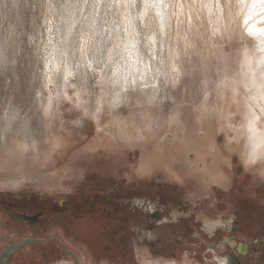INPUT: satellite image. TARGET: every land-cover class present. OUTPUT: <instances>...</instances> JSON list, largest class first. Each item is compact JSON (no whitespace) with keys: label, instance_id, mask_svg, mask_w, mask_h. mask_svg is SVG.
Wrapping results in <instances>:
<instances>
[{"label":"rangeland","instance_id":"1","mask_svg":"<svg viewBox=\"0 0 264 264\" xmlns=\"http://www.w3.org/2000/svg\"><path fill=\"white\" fill-rule=\"evenodd\" d=\"M240 1L0 0V253L9 243L44 239L14 252L8 264H78L67 249L79 264H218L240 243L250 245L243 262L264 264V177L257 165L247 167L231 152L230 181L204 188L197 174L184 178L188 167L173 170L164 156L172 143L165 138L178 133L181 120L201 133L212 131L216 111L235 113L236 125L243 121L236 107L246 101L244 66L262 52L249 28L256 18L264 31V2L248 22ZM137 54L151 66L148 74L135 64ZM137 71L150 76L152 96L129 86L115 108L113 77ZM216 119L215 144L226 158L227 136L235 132ZM146 120L171 128L149 134ZM21 154L26 168L17 164ZM34 173L40 178L31 179ZM4 211L45 219L17 226ZM199 215L228 225L205 232Z\"/></svg>","mask_w":264,"mask_h":264},{"label":"bare ground","instance_id":"2","mask_svg":"<svg viewBox=\"0 0 264 264\" xmlns=\"http://www.w3.org/2000/svg\"><path fill=\"white\" fill-rule=\"evenodd\" d=\"M167 1V0H166ZM241 2V3H240ZM239 3L242 4L243 2V8L246 9L247 11V15H248V22H251L252 18L251 17H254L255 16V13H256V10H258L257 8V4L259 6V3H262L264 2V0H241ZM64 4V3H63ZM71 4V3H70ZM69 4V5H70ZM72 5V4H71ZM74 5V4H73ZM264 5V3H263ZM158 6V5H157ZM163 6V5H162ZM261 6V5H260ZM259 6V7H260ZM62 7V6H61ZM73 7V6H72ZM71 7V8H72ZM75 8V7H74ZM100 8V7H99ZM159 8V7H158ZM169 8V7H168ZM262 8V9H261ZM260 10H263V7H261ZM144 10V9H143ZM61 11V10H60ZM259 11V10H258ZM62 12V11H61ZM146 12V11H145ZM260 12V11H259ZM264 13V12H263ZM64 14V13H63ZM94 14V13H93ZM140 14V13H139ZM71 15V14H70ZM127 15V14H126ZM164 15V14H163ZM246 15V13H245ZM259 15H262V14H259ZM257 14V17L259 16ZM168 16V15H167ZM264 16V14H263ZM69 17V16H68ZM73 16H71L72 18ZM93 17V16H92ZM144 17V16H143ZM76 18V17H75ZM125 18V17H124ZM141 18V17H140ZM90 19V18H89ZM166 19V18H165ZM168 19V17H167ZM166 19V20H167ZM256 19V18H255ZM255 19H253V23H252V26H250V32L252 34H254L258 40V43H259V47L258 49L261 52V54H258L256 56H254V58L250 59L247 61L246 59V66H244V70L246 69L247 70V74L245 76H242L243 78H247V82L245 83V89H246V96H244V98L246 99L245 103H241L238 101V105L236 107L237 109V113L239 114V116L242 117V122L239 124V125H236V123L233 122V119L235 117H237V115H235V113L233 114V112H229L226 113V111H222V112H216L212 109V111L215 112V114H212L211 116L209 117H212L214 118L215 120H217L216 118H219L222 120L223 124L225 126H227L228 128L230 127L234 132H235V135L234 137L230 138V136H227V139H226V145H227V151H229L228 153V156L229 155H232L230 154L231 152H235V151H238L239 152V156L242 160V162L247 166V167H251L253 165H257V170L260 172V174L264 177V63L262 62V60L260 59L261 57L264 59V31H258L257 30V22L255 21ZM73 20V19H72ZM85 20V19H84ZM87 20V19H86ZM136 20V19H135ZM162 20V19H161ZM159 20V21H161ZM69 21V20H68ZM131 21V19H130ZM90 22V21H89ZM129 22V21H128ZM133 22V21H132ZM264 22V21H263ZM69 23V22H68ZM130 23V22H129ZM164 23V22H163ZM76 24V23H75ZM98 24V23H97ZM134 24V23H133ZM137 24V23H136ZM245 24V23H244ZM248 24V23H246ZM262 24V23H261ZM66 25V24H65ZM146 25V24H145ZM157 25V24H156ZM259 25V24H258ZM264 25V24H262ZM261 25V26H262ZM92 26V25H91ZM130 26V25H129ZM143 26V25H142ZM165 26H166V23H165ZM243 26V25H242ZM248 26V25H247ZM73 27V26H72ZM97 27V26H96ZM95 27V28H96ZM146 27V26H145ZM66 28V27H65ZM79 28V27H78ZM165 28V27H164ZM168 28V27H167ZM72 29V28H71ZM93 29V28H91ZM99 29V27H98ZM73 30V29H72ZM88 30V29H87ZM149 30V29H148ZM57 31V30H56ZM96 31V30H95ZM129 31V30H128ZM144 31V30H143ZM151 31V30H150ZM93 32V31H91ZM113 33V31H111ZM130 32V31H129ZM140 32V31H139ZM65 34V33H64ZM69 34V33H68ZM67 34V35H68ZM79 34V33H78ZM92 34V33H90ZM95 34V33H94ZM94 34H93V39H96L94 38ZM251 34V35H252ZM96 35V34H95ZM104 35V34H103ZM113 35V34H112ZM139 35V34H138ZM107 36V34L105 35V37ZM245 36V35H244ZM96 37V36H95ZM104 37V36H103ZM113 37V36H112ZM120 37V36H119ZM66 38V37H65ZM80 38V37H79ZM109 38V37H108ZM99 39V38H98ZM101 39V38H100ZM127 39V38H126ZM155 39V38H154ZM132 40H136V39H132ZM93 41V40H92ZM105 40H103L104 42ZM123 41V40H122ZM125 42H127L126 40H124ZM129 41V40H128ZM153 41V40H152ZM157 41V40H156ZM165 41V40H164ZM99 42V41H98ZM113 42V41H112ZM130 42V41H129ZM155 42V41H154ZM108 43V42H107ZM123 44V42H121ZM132 43L137 44L138 42L136 41H133ZM246 43V42H245ZM76 44V43H74ZM73 44V45H74ZM100 44L102 45V41H100ZM109 44V43H108ZM121 44V45H122ZM126 44V43H124ZM66 45V44H65ZM92 45H94L92 43ZM97 45V44H96ZM111 45V44H110ZM133 45V44H132ZM138 45V44H137ZM136 45V46H137ZM161 45V44H160ZM250 45V44H249ZM254 45V44H252ZM256 45V44H255ZM68 46V45H67ZM98 46V45H97ZM105 46V45H103ZM126 46H129V45H126ZM139 46V45H138ZM141 46V44H140ZM74 47V46H73ZM132 47V46H131ZM135 47V46H134ZM253 47V46H252ZM72 48V47H71ZM96 48V47H95ZM94 48V49H95ZM99 48H102L103 47H99ZM126 48V47H125ZM129 48V47H128ZM136 48V47H135ZM246 48V47H245ZM255 48V47H254ZM108 49V48H107ZM120 49H121V46H120ZM133 49V47H132ZM137 49V48H136ZM101 50V49H100ZM99 50V52H100ZM104 50V49H103ZM134 50V49H133ZM257 50V49H256ZM71 51V50H70ZM95 51V50H94ZM93 51V53H94ZM102 51V50H101ZM105 51V50H104ZM129 51V50H128ZM243 51V49L241 50ZM97 52V51H96ZM121 52V50H120ZM135 52V51H134ZM139 52V51H138ZM248 52V51H247ZM68 53V52H67ZM71 53V52H70ZM91 53V52H90ZM105 53V52H104ZM123 53V52H122ZM137 52H135L136 54ZM250 53V52H249ZM106 54V53H105ZM120 54V53H119ZM128 55L130 53H127ZM126 54V55H127ZM132 54V53H131ZM141 54V53H139ZM137 54V56L135 57V64L139 63V64H142L141 68L139 70H141L142 72H146L145 74H148L147 71L150 70V65L148 64V62H146L144 59H141V55ZM245 54V52H244ZM73 55V54H72ZM97 55V54H96ZM103 55V54H102ZM160 55V54H159ZM249 55V54H247ZM246 55V56H247ZM252 55V54H250ZM95 56V55H94ZM109 56V54H108ZM143 56V54H142ZM245 56V55H243ZM245 56V57H246ZM105 57V56H103ZM102 57V58H103ZM122 57V56H121ZM120 57V58H121ZM124 57V56H123ZM128 57V56H126ZM161 57V56H160ZM244 57V58H245ZM50 58V57H49ZM76 58V57H75ZM95 58V57H94ZM101 58V57H100ZM99 58V59H100ZM101 58V59H102ZM109 58V57H108ZM131 58V57H129ZM127 58V59H129ZM134 58V57H133ZM132 58V59H133ZM255 58H257V61L255 60ZM98 59V58H97ZM104 59V58H103ZM102 59V60H103ZM107 59V58H105ZM111 59V58H110ZM109 60V59H108ZM107 60V61H108ZM122 60V59H121ZM126 60V59H125ZM131 59H129V62H130ZM162 60V59H161ZM243 60V59H241ZM96 61V60H94ZM117 61V60H116ZM125 62V61H124ZM127 62V60H126ZM133 62V61H131ZM130 62V63H131ZM153 62V61H151ZM165 62V61H164ZM242 62V61H241ZM257 62L259 64V66L257 67ZM101 64V61L99 62ZM94 64V63H93ZM103 64V63H102ZM117 64V63H116ZM134 63L131 65H133L135 68V71L137 70V65H135ZM151 64V63H150ZM155 64V63H154ZM245 64V63H244ZM72 65V64H71ZM239 65V64H238ZM241 65V63H240ZM73 66V65H72ZM114 66V65H113ZM120 66V64L118 65ZM128 66V65H127ZM131 66V67H133ZM150 66V67H149ZM165 66V65H163ZM116 67V66H114ZM113 67V69H114ZM124 67V66H123ZM158 67V66H157ZM239 68L241 66H238ZM73 68V67H72ZM119 68V67H118ZM116 70H118L117 68H115ZM124 69V68H123ZM128 69V68H127ZM156 69V68H153V70ZM158 69H163V68H158ZM111 70V69H110ZM131 70V68H130ZM242 70V69H241ZM125 71V69L123 70V72ZM128 71V70H127ZM159 71V70H158ZM161 71V70H160ZM108 72V71H107ZM115 72V71H114ZM118 72V71H117ZM151 72V71H150ZM245 72V71H244ZM116 73V72H115ZM126 73V72H125ZM138 73V71H137ZM132 74V75H126V74H116L114 77H113V82H114V93H112V96H111V104L114 105V107L116 108L115 104H118L121 102V100L124 98L123 97V93L124 91L130 86H134L135 88L136 87H141L142 88V92H144L145 94L148 95V98H150L152 96V92H147L146 91V86L148 85V81L147 80L149 77H145L144 75L138 73V74ZM242 73V72H241ZM246 73V72H245ZM113 74V73H112ZM140 74V75H139ZM151 74V73H150ZM158 74L160 75V73L158 72ZM165 74V73H164ZM163 74V76H165ZM167 74V73H166ZM151 75H155L154 73H152ZM168 75V74H167ZM166 75V76H167ZM241 75V74H240ZM243 75V74H242ZM113 76V75H112ZM161 76V75H160ZM153 77V76H152ZM167 78V77H166ZM153 80L155 79L154 77L152 78ZM235 79V78H234ZM110 80V79H109ZM151 81V80H150ZM149 81V82H150ZM156 81V80H155ZM241 81V80H240ZM244 81V80H243ZM242 81V82H243ZM112 82V81H111ZM154 82V81H152ZM231 82V80H230ZM158 83V82H157ZM156 83V86H158ZM108 84L110 85L109 81H108ZM153 84V83H152ZM222 84V83H221ZM225 84V83H224ZM231 84V83H230ZM237 84V83H236ZM244 84V82H243ZM112 85V84H111ZM149 86V85H148ZM138 87V88H139ZM152 87V86H151ZM218 87V86H217ZM220 87V86H219ZM234 87V86H233ZM232 87V88H233ZM223 88V87H222ZM235 88H237V86L235 85ZM130 89V88H129ZM151 89V88H150ZM75 90V89H74ZM132 90V89H130ZM136 90V89H135ZM139 90V89H138ZM216 90H218V88H216ZM220 90V89H219ZM223 89H221L220 92H222ZM226 90V89H225ZM134 91V90H133ZM158 91V90H157ZM227 91V90H226ZM225 91V92H226ZM155 92V90H154ZM216 92V91H215ZM214 92V94H215ZM218 92V91H217ZM224 92V93H225ZM109 93V94H110ZM140 93V92H139ZM157 93V92H156ZM228 93V92H227ZM226 93V94H227ZM232 93V91H231ZM226 94H225V98H226ZM125 95H126V91H125ZM151 95V96H150ZM207 95V94H206ZM127 96V95H126ZM154 96V95H153ZM157 96V95H156ZM211 96V95H210ZM218 96H222V93L221 95H218ZM207 98V97H206ZM230 98V97H229ZM127 99V97H126ZM154 99V98H153ZM210 99V98H208ZM214 99L211 97V100ZM152 100V99H151ZM150 100V101H151ZM126 101V100H125ZM219 101V100H218ZM225 101V100H224ZM208 102V101H207ZM209 102H211L209 100ZM228 102V101H227ZM235 102V101H234ZM233 102V104H234ZM146 103V102H145ZM150 103H153L152 101ZM213 103V101H212ZM222 103V102H221ZM232 103V102H230ZM142 104V103H141ZM144 104V102H143ZM149 104V103H148ZM147 104V105H148ZM155 104V103H154ZM208 104V103H206ZM216 104V103H214ZM227 104V103H226ZM236 104V103H235ZM244 104V105H243ZM110 105V104H109ZM111 105V106H112ZM130 105V104H129ZM159 105V104H157ZM222 105V104H220ZM137 106V105H136ZM140 106V104H139ZM207 106V105H206ZM113 107V106H112ZM113 107V108H114ZM138 107V106H137ZM141 107V106H140ZM205 107V106H204ZM215 107V106H214ZM144 108V107H143ZM207 108V107H206ZM212 108V106H211ZM218 108V107H217ZM209 109V108H208ZM215 109V108H214ZM230 109V108H228ZM161 110V109H160ZM159 110V111H160ZM206 110V109H205ZM210 110V109H209ZM208 110V111H209ZM139 111V110H137ZM114 112V111H113ZM155 112V111H154ZM161 112V111H160ZM139 113V112H138ZM141 113V112H140ZM146 113V110L145 112ZM148 113V111H147ZM153 113V112H151ZM150 113V114H151ZM142 114V113H141ZM164 114V113H163ZM133 115V114H132ZM144 115V114H143ZM149 115V114H148ZM15 116V115H14ZM156 116V115H155ZM167 116V115H166ZM128 117V116H127ZM136 117V116H134ZM141 117V116H140ZM146 117V116H145ZM162 117V116H161ZM164 117V116H163ZM169 117V116H168ZM233 117V118H231ZM17 118V117H16ZM144 118V117H143ZM152 118V117H151ZM13 119V118H12ZM131 119V118H130ZM140 119V118H139ZM147 119V118H146ZM150 119V118H149ZM148 119V120H149ZM170 119V118H169ZM213 119V120H214ZM17 120V119H16ZM128 120V118H127ZM135 120V119H134ZM154 120V119H153ZM160 120V119H159ZM166 120V119H165ZM210 120V119H209ZM207 120V122L209 121ZM212 120V121H213ZM220 120V121H221ZM124 121V120H123ZM126 121V120H125ZM142 121V120H140ZM145 121V119H144ZM204 121V120H203ZM210 122L209 121V124L211 125L210 128H212L211 130L212 131H208V132H205L204 133H201L199 130H194V131H191L190 128L187 126V124L181 120L179 121V129L178 130V133L177 132H174L172 131L171 133L167 134V137L165 139H168L167 141H172V143L169 144V149H167V153H165V157L166 159H169L170 161H168L170 163V166L173 170H175L176 168L180 169V168H184V167H188V169H186L185 171V175L183 176L184 178H187V177H192L194 176L195 178V175L197 174V182H201L204 186V188H208L209 184L208 183H214V182H217V183H228L230 180H229V177H228V173L226 172V169L229 170V168H227V166H231V163H230V156L228 157H224L225 156V151L223 152L221 150V147L219 148V144L216 142L215 144V138H214V133L213 132V126H212V123L213 122ZM15 122V121H14ZM22 122V121H21ZM29 123L32 124V121H28ZM138 122V121H137ZM143 122V121H142ZM141 122V123H142ZM18 123H19V120H18ZM24 123V121L22 122ZM120 123V122H119ZM125 124V122H123ZM127 123V122H126ZM131 123V121H130ZM135 123V122H134ZM215 123H217V121H215ZM21 124V123H20ZM121 124V123H120ZM136 124V123H135ZM173 124V123H170V125ZM126 125V124H125ZM129 125V123H128ZM127 125V126H128ZM133 125V123H132ZM209 125V126H210ZM120 126V125H119ZM172 126V125H171ZM121 127H123L121 125ZM120 127V128H121ZM138 127V126H136ZM143 128L144 127H147L148 129V132L147 133H152L153 129H155L156 131L158 132H162V133H166L167 132V129L170 127L169 124H166L164 121L161 122H157V121H151V122H148L147 123V120L146 122H144V126H142ZM141 127V128H142ZM227 127H225L227 129ZM28 128V127H27ZM134 128V127H133ZM171 128V127H170ZM209 128V127H208ZM207 128V129H208ZM137 130V128H134ZM176 128H173V130H176ZM206 129V130H207ZM134 130V131H136ZM144 130V129H143ZM119 132H121L120 130H118ZM117 131V132H118ZM133 131V132H134ZM155 131V132H156ZM145 132V131H144ZM123 133V132H122ZM132 133V132H131ZM130 133V134H131ZM135 133V132H134ZM133 133V134H134ZM139 133V132H138ZM142 133V131H141ZM148 134V135H149ZM119 135V136H118ZM121 134H117V137L118 138H122L123 140L126 141V144H129L131 143L132 139L130 138H127L125 136H120ZM145 135V134H144ZM128 136V135H127ZM132 136V135H131ZM136 136H137V133H136ZM135 136V137H136ZM150 136V135H149ZM114 137V135H113ZM134 137V136H133ZM144 138V136H143ZM25 139V138H24ZM115 139V138H114ZM118 140V139H116ZM8 141V140H7ZM162 142V140H160ZM143 142V141H142ZM133 143H136V142H133ZM131 143V144H133ZM145 143V142H144ZM135 145V144H133ZM139 145V144H137ZM37 149V147H36ZM40 151V150H39ZM31 152V151H30ZM38 152V151H37ZM44 152V151H43ZM194 153V159L192 160V157L190 155V153ZM22 153V152H21ZM39 154V153H38ZM42 154V153H41ZM39 154V155H41ZM227 155V154H226ZM209 156H211V160L209 159ZM43 157V155H41V158ZM26 156L24 154H21V156L19 157V159L17 160V164L18 166L20 167H24L26 168L27 167V162H26ZM40 162L42 163L41 159H40ZM200 167H202L200 169ZM230 171V170H229ZM228 171V172H229ZM179 173V172H178ZM39 174L37 173H34L33 176H31L30 178L31 179H35L36 177L37 178H40V175L38 176ZM183 175V174H182ZM177 176L181 177V174H177ZM182 178V177H181ZM180 179V178H179ZM19 183V182H18ZM217 258V257H216ZM223 260V258L221 257H218L217 258V261L218 263L221 262ZM9 262V261H8ZM79 264V262H78Z\"/></svg>","mask_w":264,"mask_h":264},{"label":"flooded vegetation","instance_id":"3","mask_svg":"<svg viewBox=\"0 0 264 264\" xmlns=\"http://www.w3.org/2000/svg\"><path fill=\"white\" fill-rule=\"evenodd\" d=\"M0 212L3 213L2 209H0ZM4 214H6L8 217H9V220L10 222L13 224V225H17V226H24L25 224H28V226H34V225H37L39 223H42L43 220L45 219L43 216V213H37V214H27V213H21V212H17L16 213V216H14L11 212H7V211H4ZM21 215H27V216H30V217H34L35 218V221L33 223L25 220V221H16V219L19 218V216ZM14 216V217H13ZM176 215L174 214L173 217H175ZM199 219H201L203 222H204V231L205 232H208V233H213L218 227L222 226L225 227L228 225V222H224L223 220L221 219H217V220H212L210 219L208 216H205V215H199L198 216ZM226 223V224H225ZM235 238V237H234ZM39 239H42V238H39ZM44 240V239H42ZM21 242V241H20ZM17 243V242H15ZM257 241L254 242L256 248H257ZM238 244V243H237ZM260 246L262 248H264V245L263 244H260ZM213 247V246H212ZM210 246V249H212L213 251L215 250L214 248H212ZM236 251L235 253L233 251H230L225 257H222L223 260L221 262H219L218 264H247L245 262L242 261V258L247 255L249 253V247L250 245L248 243H240L236 246ZM69 252L70 250L67 249ZM216 251V250H215ZM74 253V252H73ZM235 254V255H234ZM221 258V257H220Z\"/></svg>","mask_w":264,"mask_h":264},{"label":"water","instance_id":"4","mask_svg":"<svg viewBox=\"0 0 264 264\" xmlns=\"http://www.w3.org/2000/svg\"><path fill=\"white\" fill-rule=\"evenodd\" d=\"M25 220L33 223L35 221V218L27 216V215H21L19 216L18 219H16V221H20V222L25 221ZM40 241H43V240L32 237V238H26L22 242H19V243H9L8 246L4 250H2L0 253V264H8V261L10 260V257L14 252L24 248L25 246L31 243L40 242ZM70 253L76 258L77 262H79V258L77 257V255L71 251Z\"/></svg>","mask_w":264,"mask_h":264}]
</instances>
